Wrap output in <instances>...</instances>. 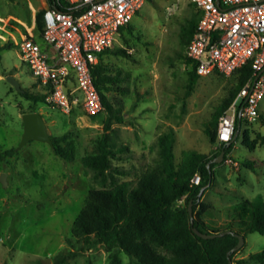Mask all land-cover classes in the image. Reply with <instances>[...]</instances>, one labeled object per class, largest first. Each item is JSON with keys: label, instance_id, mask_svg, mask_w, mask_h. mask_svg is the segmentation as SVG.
<instances>
[{"label": "rangeland", "instance_id": "1", "mask_svg": "<svg viewBox=\"0 0 264 264\" xmlns=\"http://www.w3.org/2000/svg\"><path fill=\"white\" fill-rule=\"evenodd\" d=\"M46 6L47 0H0V174L6 173V185L0 181V264H37L38 260L53 264L59 253L68 252L73 254L63 264H137L125 252L107 251L102 244L83 248L82 241L71 234L89 188L102 184L81 158L95 152L107 112L103 108L88 115L80 106L65 112L23 94L40 89L15 42L21 35L41 38L36 14ZM194 13L189 0H145L130 21L131 29L124 27L115 37L113 47L125 49L129 56L104 55L110 72H119L120 77L105 92L109 103L120 107L124 115L120 123L112 120L109 129L114 147H127L111 158V171L119 181L135 184L154 163L157 135L169 127L175 131L176 161L184 148L211 155L220 143L218 138L211 143L203 128L235 75H199L187 93L189 65L181 30ZM9 74L18 80L20 89L6 79ZM29 111L42 114L50 135L63 137V146L72 144L71 158L40 140L31 139L18 147L22 114ZM258 111L254 120H242L238 137L230 138L231 150L213 167L211 184L202 195L208 208L198 219L207 231L234 229L228 215L234 203L245 198L264 200V94ZM11 149L12 153L5 152ZM183 203V198L176 201ZM237 242L230 233L207 239L193 234L183 258L186 264H264L258 256H248L264 250V236L248 233L233 250Z\"/></svg>", "mask_w": 264, "mask_h": 264}, {"label": "trees", "instance_id": "2", "mask_svg": "<svg viewBox=\"0 0 264 264\" xmlns=\"http://www.w3.org/2000/svg\"><path fill=\"white\" fill-rule=\"evenodd\" d=\"M47 4L62 8L65 0H47ZM198 18L199 13L195 9L194 15L182 26V44L187 45L191 39ZM36 26L43 31V13L36 14ZM124 27L131 29L130 22L120 27L119 31ZM2 49L3 47H0V51ZM105 54L129 56L121 47L108 48L100 52L99 61L92 70L93 80L102 98L107 117L104 120V131L96 140L95 152L81 159L86 167L93 170L92 177L102 184L89 188L84 204L72 222L71 234L82 241L83 248L102 244L107 251L118 249L125 252L137 264H186L183 253L187 248H191L192 235L195 234L191 229L188 203L191 201L194 223L199 224L198 219L203 218L208 208V204L202 200V195L212 181L213 167L217 164L213 158L223 151V161L233 146V140L220 142L211 155L194 148H184L180 159L176 161L173 151L175 131L169 127L157 135V155L154 163L140 173L135 184L131 185L130 181L125 179L117 180L111 171V158L117 157V152L127 147L121 145L115 148L114 142L110 139L109 129L112 120L120 123L124 115L120 112V107H113L105 95L106 91L113 89V84L120 81L119 72L114 74L110 72L111 68L104 61ZM184 59L189 65L187 71L189 93L200 74L197 73L196 63L191 58L185 54ZM251 71V64L247 62L231 73L235 75L234 83L228 87L226 95L215 106L203 128L211 143L217 141L219 117L250 77ZM23 94L35 101H45L46 94L42 90L36 94L23 91ZM241 122L236 118L232 138L236 131L238 134L234 139L239 135ZM51 137L54 151L64 158H71L72 144L69 142L67 146H63L60 143L63 137ZM246 139L244 136L243 140ZM13 150L5 152L9 154ZM247 163L253 167L251 161L248 160ZM196 172L200 175V181L194 184L190 179ZM107 180L108 184H105ZM202 186L204 189L199 194ZM181 198L184 199V203L176 204ZM228 215L229 224L233 225L234 231L244 236L254 232L264 236V200L242 199L230 207ZM232 235L237 238L236 235ZM72 254L59 253L53 264H63L67 256ZM248 256H258L259 261L264 263V250L250 253ZM113 258L118 259L116 254H113ZM37 264L44 263L38 260Z\"/></svg>", "mask_w": 264, "mask_h": 264}, {"label": "built area", "instance_id": "3", "mask_svg": "<svg viewBox=\"0 0 264 264\" xmlns=\"http://www.w3.org/2000/svg\"><path fill=\"white\" fill-rule=\"evenodd\" d=\"M145 0H65L43 12V47L32 35L15 42L45 102L68 112L80 106L88 115L103 102L92 70L100 52L113 47L120 27L128 24ZM199 13L185 54L200 75H230L245 63L251 75L219 117L217 138L229 141L236 118L254 120L264 94V0H189ZM190 181L199 183L195 173Z\"/></svg>", "mask_w": 264, "mask_h": 264}, {"label": "water", "instance_id": "4", "mask_svg": "<svg viewBox=\"0 0 264 264\" xmlns=\"http://www.w3.org/2000/svg\"><path fill=\"white\" fill-rule=\"evenodd\" d=\"M6 79L14 85L15 88L20 89V85L18 80L12 75L9 74L6 76ZM22 121H23V131L20 138V141L18 143V147L22 146L26 142H28L31 139L40 140L47 142L49 145H53L52 137L50 133L48 132L46 128L45 120L42 116V114L38 111H29L22 114ZM238 134V131L235 132L233 138L236 137ZM221 159H223V151L219 153L218 156L213 158V161L220 162ZM209 165V162H207V166ZM0 181L3 186L6 185V173L2 172L0 174ZM204 189V186L200 188L199 194L202 193ZM188 213L191 220V229L192 231L204 238H214L217 236H222L226 233H232L237 236L238 242L233 247V250L239 248L244 243V235L242 233L236 232L231 228L222 229L220 231H207L206 228L203 225H199L198 223H194L193 219V212L191 208V201L188 203Z\"/></svg>", "mask_w": 264, "mask_h": 264}, {"label": "crops", "instance_id": "5", "mask_svg": "<svg viewBox=\"0 0 264 264\" xmlns=\"http://www.w3.org/2000/svg\"><path fill=\"white\" fill-rule=\"evenodd\" d=\"M34 37V36H33ZM41 37V36H40ZM35 38V37H34ZM36 39V38H35ZM38 42H40V44L43 46V47H45L46 45H45V43L43 42V40H42V38H39V39H36ZM106 55V54H105ZM106 59V61H107V57L105 58Z\"/></svg>", "mask_w": 264, "mask_h": 264}]
</instances>
